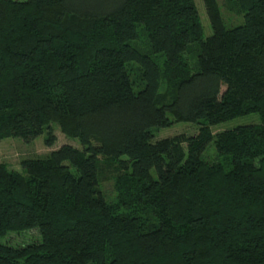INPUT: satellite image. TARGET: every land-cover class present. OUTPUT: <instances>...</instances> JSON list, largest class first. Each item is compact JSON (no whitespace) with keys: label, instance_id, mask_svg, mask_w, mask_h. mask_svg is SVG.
I'll return each instance as SVG.
<instances>
[{"label":"trees","instance_id":"obj_1","mask_svg":"<svg viewBox=\"0 0 264 264\" xmlns=\"http://www.w3.org/2000/svg\"><path fill=\"white\" fill-rule=\"evenodd\" d=\"M203 3L206 40L194 0H0V142L82 145L0 162V239L40 236L0 264H264V0Z\"/></svg>","mask_w":264,"mask_h":264},{"label":"rangeland","instance_id":"obj_2","mask_svg":"<svg viewBox=\"0 0 264 264\" xmlns=\"http://www.w3.org/2000/svg\"><path fill=\"white\" fill-rule=\"evenodd\" d=\"M194 1L201 16V20L205 30L204 39L206 40L213 34V29L208 19L203 0ZM218 2L220 7L222 8V14L228 28H236L243 25V16H238L234 12L229 11L226 8L225 0H218ZM257 124H260L259 115L251 114L216 125L212 127V131L214 134H217L224 131L234 130L238 127ZM51 127L57 137V142L53 147L50 148L46 145V140L49 137L48 129H45L43 135L30 143H27L22 139H6L0 142V162L6 163L11 170L22 173L23 169L21 164L26 160L46 158L50 155V153L60 149L65 145H69L77 149H82V145L78 139L68 138L62 133L58 125L53 124ZM199 127L200 125L196 123H175L169 128L155 130V141L179 135L193 137L198 134ZM203 159L209 162H222L221 158L217 156V151L214 143H211L207 147L206 151L203 154ZM72 171L73 173H76L75 169H72ZM112 178L113 177L111 175V180L104 181L101 185V188L106 195V199L109 202L114 201L116 198V192L114 191L115 181ZM39 239L40 236L37 232H29L22 235L12 234L7 239H0V244H9L12 247H20L24 244H31Z\"/></svg>","mask_w":264,"mask_h":264}]
</instances>
